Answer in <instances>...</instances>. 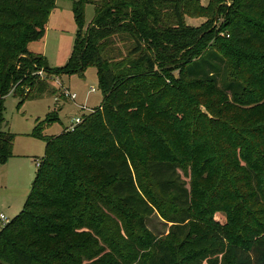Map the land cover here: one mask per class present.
Wrapping results in <instances>:
<instances>
[{"label": "trees", "instance_id": "trees-1", "mask_svg": "<svg viewBox=\"0 0 264 264\" xmlns=\"http://www.w3.org/2000/svg\"><path fill=\"white\" fill-rule=\"evenodd\" d=\"M55 1L0 0V164L13 156L15 138L1 128L3 97L12 93L20 105L58 92L34 70L83 76L94 66L102 101L56 135L42 134L55 111L33 128L44 155L23 208L0 229V264H86L103 248L96 264H174L168 238L191 252L184 264H264V0H72L73 49L50 68L28 44L44 36ZM87 3L94 13L82 32ZM188 4L203 23H186ZM197 88L218 94L206 104L210 117L198 108ZM227 99L252 107L223 116ZM187 164L196 180L218 174L201 191L206 207L197 218L210 225L207 235L192 227ZM238 192L231 205L228 194ZM218 206L231 212L229 225L213 221ZM154 213L171 223L164 237L148 230Z\"/></svg>", "mask_w": 264, "mask_h": 264}, {"label": "rangeland", "instance_id": "rangeland-1", "mask_svg": "<svg viewBox=\"0 0 264 264\" xmlns=\"http://www.w3.org/2000/svg\"><path fill=\"white\" fill-rule=\"evenodd\" d=\"M207 2L208 0H200L202 5H206ZM218 3L219 5L229 6L232 3V0H220ZM191 8L192 4H188L185 12V21L187 24L198 26L205 21V17H197L194 15L197 11H193ZM93 13V4L87 3L84 7V25L82 32L86 31L88 23L93 17ZM220 21H222V18H218L216 24H219ZM213 23L209 25L212 26ZM77 29L72 12V0H56L54 8L49 13L44 36L40 40L29 44V49L41 53L45 57L50 68L62 66L66 63L73 49ZM227 57L228 59L232 58L231 55H228ZM248 63L249 61H246L245 59H243L242 64L240 63L242 74H238H241L244 79L251 74L250 71L247 70ZM232 67V62L230 61L229 71L231 75L234 74ZM174 74H176V72H174ZM31 75L46 79L50 86L56 88L58 92L55 95L46 92L39 98L25 100L20 105H18V97L13 96L12 93L3 97L4 121L1 124V128L15 134L13 145L14 156L0 165V213L4 214L9 220L18 214L23 208L31 182L37 170V163L34 158L40 160L44 155V141L31 135L37 122L43 120L49 112L55 111L57 120L45 125L42 134L56 135L63 128L71 129L76 125V118L81 119L83 115L92 112L93 107L98 106L102 101V94L98 88V76L94 66H88L84 70L83 76L77 74L48 75L43 72L42 69L34 70ZM64 87H68L70 92L76 94L74 100L69 98L61 99L58 96ZM91 87L94 88L93 91H90ZM195 91L202 95L200 103L198 104L199 110L210 117L213 114L208 112L206 104L210 103V101H218V94L212 89L202 90L197 88ZM227 101L229 103L226 104V108L229 107V109H224L222 111L223 116H227V114H232L237 111L246 116L245 113L247 111H243L242 108L246 109L252 107L251 105H240L229 99H227ZM261 102L263 104H260V106L264 109V97L259 103ZM191 124H194V122ZM203 126L204 125L201 127ZM201 130L199 132V139L204 145V140L207 138H205L206 134L202 133ZM209 147L208 143L206 146L202 147V149H204V156L211 155V153H209L210 150H208ZM238 160V166L243 167L245 165L244 160ZM185 168H187V172L182 178L185 180L186 185L190 190L192 189L193 191H196L194 192V214H197V218L206 207L205 200L207 197L203 195L201 191H209V189L214 187L218 179V174L215 169L206 170L201 178L196 180L197 173L193 171L191 164L185 165ZM240 193L241 192H238L237 194H228L227 201L233 205L236 201L241 200L242 197L239 196ZM212 209L213 213L211 216L215 223L226 226L229 225L231 215L229 210L220 206ZM104 210L109 212L106 209ZM198 218L197 221H195L197 226L195 227L194 223L192 225L193 229H196L195 231H200L199 234L207 235L208 233L206 232H209L211 229L210 225L205 222L203 224L201 221H198ZM238 218L241 223L244 219V213L240 214ZM146 223L148 230L158 237L166 236L171 225L170 222L163 219L158 213H154L147 218ZM168 242L173 246L171 251L174 264H184L185 261L190 258L191 252L183 251V249L178 248L177 244L180 242L178 240L175 241L174 238H168ZM101 246L105 247L102 242ZM104 249L105 248H103L102 252L97 257L106 253V250ZM95 258H92V260L88 261L86 264H96L95 261H93ZM212 258L214 259V256H212ZM215 263L219 264V261L214 262L212 260V262L209 263L208 258H206L201 263L193 262L190 264Z\"/></svg>", "mask_w": 264, "mask_h": 264}, {"label": "built area", "instance_id": "built-area-1", "mask_svg": "<svg viewBox=\"0 0 264 264\" xmlns=\"http://www.w3.org/2000/svg\"><path fill=\"white\" fill-rule=\"evenodd\" d=\"M94 90V88L93 87H91L90 88V91H93ZM62 94L64 95V97L65 98H69V99H71V100H74L75 99V97H76V94L75 93H72V92H70V90L68 89V88H66V87H64V89H62ZM81 119H79V118H76L75 119V122H76V124L80 121ZM36 161V165H38L39 164V160H35ZM9 221V218H7L4 214H2V213H0V229L7 223Z\"/></svg>", "mask_w": 264, "mask_h": 264}, {"label": "crops", "instance_id": "crops-1", "mask_svg": "<svg viewBox=\"0 0 264 264\" xmlns=\"http://www.w3.org/2000/svg\"><path fill=\"white\" fill-rule=\"evenodd\" d=\"M36 42V41H35ZM31 43H33V42H30L29 44H31ZM29 44H28V48H29ZM30 50V49H29ZM32 51V50H31ZM34 52V51H33ZM36 53H39V52H36ZM68 88V87H67ZM69 89V88H68ZM66 99H68V98H66ZM62 108V107H61ZM61 132V131H60ZM14 140H15V138H14ZM13 145H14V142H13ZM13 156H14V153H13ZM12 156V157H13ZM11 158V157H10ZM35 160L37 159V158H34ZM0 165H2V164H0ZM37 166V165H36Z\"/></svg>", "mask_w": 264, "mask_h": 264}]
</instances>
